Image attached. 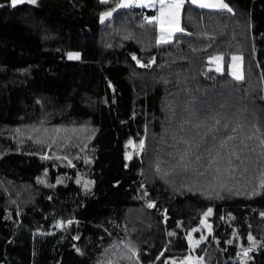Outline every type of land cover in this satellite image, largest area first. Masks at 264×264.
Wrapping results in <instances>:
<instances>
[{"label":"trees","instance_id":"16d2710c","mask_svg":"<svg viewBox=\"0 0 264 264\" xmlns=\"http://www.w3.org/2000/svg\"><path fill=\"white\" fill-rule=\"evenodd\" d=\"M225 1L231 12L186 1L183 31L158 43L153 11L101 19L119 0H0V264H168L208 209L213 264L245 249V264H264V240L249 239L264 224V0ZM236 53L242 80L211 67ZM49 100L66 106L57 127L85 138L41 126ZM32 137L70 163L25 147ZM22 184L36 195L19 209L2 193ZM141 215L154 221L138 243ZM156 226L172 233L163 248Z\"/></svg>","mask_w":264,"mask_h":264},{"label":"rangeland","instance_id":"374dc122","mask_svg":"<svg viewBox=\"0 0 264 264\" xmlns=\"http://www.w3.org/2000/svg\"><path fill=\"white\" fill-rule=\"evenodd\" d=\"M186 1H192V0H183V3L179 9L178 12V19H179V27L183 29V25H182V11H183V4ZM199 0H197L196 4L198 3ZM123 0H119V4L122 3ZM220 2H223L225 4L228 5L229 8H231L232 10V6L225 0H220ZM200 7V6H199ZM159 8L160 5L158 3V0H156V7L154 8H150L152 9L155 14L154 15H148V19H152L153 17H158L159 16ZM205 8V7H203ZM220 9V8H219ZM221 10H227V9H221ZM108 17H106L103 20H106ZM157 23V28L160 31V26L158 22ZM181 32V31H180ZM179 33V32H174L173 36L171 37V39L168 41H172L175 37V35ZM160 33H159V37L157 39L158 43H160ZM69 54H79V52H68L67 53V58H69ZM236 56V57H240V59L238 60H233L232 57ZM80 57V55H79ZM216 57H221V59L217 60L215 59ZM75 59V58H72ZM210 63L212 64V68L214 70L219 69V71L225 72L227 71L230 75H232L233 72H236L239 75H242L244 77L245 72H244V56L241 53H236L231 55L230 59H227L224 55H216L210 58ZM218 71V70H217ZM233 76V75H232ZM234 77V76H233ZM235 78V77H234ZM65 105L61 104L60 102H54L53 100H49V101H45L44 102V114L45 117L42 118L41 117H35L36 119H41V126L47 131V127L46 124L44 123V121L46 123H48V125L52 126V127H56V130L54 131V136L56 138L65 136L67 134H72L75 136V139L78 140L80 139V137L83 139L85 138L83 133L79 128H77V126L74 124V122L70 121V124L66 123L64 125H59L57 127V119H66L65 116H63V114L65 113ZM185 125H187V127H191V126H195L196 125V119L194 117H191L189 120L184 122ZM178 125H181V122L177 123ZM27 128V126H20V127H13V131L14 134H16V137L19 139H23L25 136V129ZM182 130V128H181ZM180 131V130H179ZM51 136L52 133L50 131H47ZM172 134V133H170ZM170 137H172L173 139L175 138V135H169ZM15 137V136H14ZM27 142L24 143L25 147H32L34 148L36 146V148L41 150V153L48 157L51 158L57 162H63V161H68L70 163V159L66 154H60L56 157L53 158L52 153L50 151V146L46 147L45 145L42 144L41 140L39 138H35L32 137L31 139L27 138ZM31 140V141H30ZM20 141V140H19ZM22 142V141H21ZM133 144V143H132ZM141 148H137L136 151H140ZM148 152L151 150L150 147H148ZM157 160V162L159 163V161H163L164 157L163 154L161 153V150H159V153L157 155V158H155ZM154 163V162H153ZM164 172H168L172 169V162H169L168 165L164 168ZM3 186V183H2ZM206 186H210V185H206ZM9 188H6V192H3L2 194H4L6 201L9 204H13L15 207L21 209L26 205V200L25 198L27 196H33L36 195L35 192L33 191V189L25 184H22L20 187H18L17 190L14 191H8ZM222 189H225L224 186H222ZM208 212V211H207ZM206 212V213H207ZM213 214V212H211L209 215L207 216H203L202 219V224L199 228H194L191 229L187 232V240L189 243V249H188V253L187 255H185V257L183 259H173V258H168L167 261L169 262L168 264H213V251L215 250V248H211L209 249L207 246H203V244H207L208 241V235L212 232V224L210 221V217ZM154 221V220H153ZM153 221L149 218H144L142 215L138 217V221L135 222V224L132 226L131 229V233H133V237L137 238L136 241L138 243H140V241L142 240L141 236H143V234H145L147 232L148 229H150V224L153 223ZM145 223V224H144ZM157 227V226H156ZM157 230H160V236L162 238V247H165L167 242L170 239V235L168 231H162L159 227H157ZM255 231L259 232V236H254L252 237L254 244H260L262 240H264V236H261L260 234L264 235V224L261 221L260 223H257L255 226ZM153 238V237H152ZM199 241L200 243L197 244L196 242ZM253 246V245H252ZM124 248V243L119 245V249L118 251L114 252L113 257L115 255H117L118 253H120L122 251V249ZM151 248H153V245H151ZM201 251V252H200ZM191 258L190 261L187 258ZM202 258V260H201ZM245 251H243L240 255V257L237 260H232L231 262H226V264H245ZM167 264V262H166Z\"/></svg>","mask_w":264,"mask_h":264},{"label":"snow or ice","instance_id":"6c2138e0","mask_svg":"<svg viewBox=\"0 0 264 264\" xmlns=\"http://www.w3.org/2000/svg\"><path fill=\"white\" fill-rule=\"evenodd\" d=\"M24 2V0H11L12 6H15L17 3H22ZM30 3H35L36 0H29ZM108 0H101V3H107ZM193 3H196L197 0H192ZM158 3L160 5L159 8V16L158 17H153L152 19H150L148 22L149 23H154V22H158L159 26H160V43H167L174 32H180L183 31L182 28L179 27V19H178V12L179 9L183 3V0H158ZM130 3H120L117 4L116 7L112 8L110 11L101 13V19H105L106 17H110L112 15L113 12H115L117 10V8H126L129 7ZM141 7H156V0H141L140 3ZM201 7H207V8H220V9H227L229 12H231V8L228 7L227 4L220 2L218 4H214V3H201L200 4ZM69 58H75L78 59L79 58V54H69ZM135 59V57H133ZM215 59L219 60L221 59V57H216ZM233 60H238L240 59V57H236L233 56L232 57ZM139 63V61H137ZM219 71V69H217ZM232 75L237 79V80H242L243 76L237 74L236 72H233ZM219 123V122H217ZM232 131H235V129H230ZM228 139H234V137H228ZM262 143H264V141H261ZM131 143V141L129 142ZM144 147V141L141 140L140 141V148ZM77 183H79V181H77ZM153 204H149L148 207H153ZM212 212V209H208V212L205 213V216L209 215ZM264 215V214H262ZM69 223H71V221H69ZM169 235H172V233H170ZM249 239H253L251 236H249ZM197 244H199L200 242L197 241ZM229 243H232V241H229ZM249 251V249H245V255H247V252ZM190 261V257L187 258ZM202 260V258H201Z\"/></svg>","mask_w":264,"mask_h":264},{"label":"crops","instance_id":"0c3cea01","mask_svg":"<svg viewBox=\"0 0 264 264\" xmlns=\"http://www.w3.org/2000/svg\"><path fill=\"white\" fill-rule=\"evenodd\" d=\"M190 2H192V1H190ZM123 3H130V6L129 7H134V6L140 7L142 9L146 10L147 12L153 11L152 9H150L151 7H141L140 6L141 0H123ZM201 3H214V4H218V3H220V0H199L197 4L196 3H193V4H195L197 6H200ZM205 8H207V7H205ZM210 9H219V8H210ZM154 14H155V12L153 11V14H151V15H154ZM159 33H160V31H159ZM158 37H159V35H158Z\"/></svg>","mask_w":264,"mask_h":264},{"label":"water","instance_id":"95a60500","mask_svg":"<svg viewBox=\"0 0 264 264\" xmlns=\"http://www.w3.org/2000/svg\"><path fill=\"white\" fill-rule=\"evenodd\" d=\"M139 65H142V62H140Z\"/></svg>","mask_w":264,"mask_h":264}]
</instances>
